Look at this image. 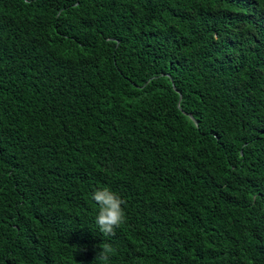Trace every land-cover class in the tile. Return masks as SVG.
<instances>
[{"label":"trees","instance_id":"obj_1","mask_svg":"<svg viewBox=\"0 0 264 264\" xmlns=\"http://www.w3.org/2000/svg\"><path fill=\"white\" fill-rule=\"evenodd\" d=\"M103 243L110 264H264V0H0V264Z\"/></svg>","mask_w":264,"mask_h":264},{"label":"clouds","instance_id":"obj_2","mask_svg":"<svg viewBox=\"0 0 264 264\" xmlns=\"http://www.w3.org/2000/svg\"><path fill=\"white\" fill-rule=\"evenodd\" d=\"M91 199L98 205V214L95 223L104 237L115 235V230L125 222L126 216L123 205L125 201L108 187L95 190ZM102 249L96 254L95 264H110V256L113 249L110 244L103 243Z\"/></svg>","mask_w":264,"mask_h":264}]
</instances>
